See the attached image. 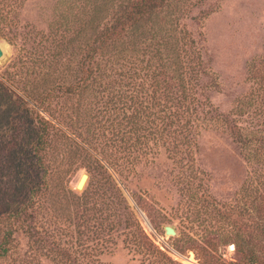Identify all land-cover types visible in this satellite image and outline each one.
<instances>
[{"label":"rangeland","instance_id":"1","mask_svg":"<svg viewBox=\"0 0 264 264\" xmlns=\"http://www.w3.org/2000/svg\"><path fill=\"white\" fill-rule=\"evenodd\" d=\"M119 1L0 0V264H264V0H168L72 90Z\"/></svg>","mask_w":264,"mask_h":264},{"label":"trees","instance_id":"2","mask_svg":"<svg viewBox=\"0 0 264 264\" xmlns=\"http://www.w3.org/2000/svg\"><path fill=\"white\" fill-rule=\"evenodd\" d=\"M116 1L117 0H108V2L102 4V6H100L101 8L99 10H96V12L102 14L104 13V10L107 9L108 11L109 6H111ZM167 2L168 0H120L119 2H117L118 6L120 7L118 16L114 19L113 22L105 24V27L99 30L96 35H94L92 41H90L91 37H87L85 38V41L83 40L80 42V34H77L74 37L73 41H70L69 39V43L72 44L71 42H73V45L75 44L74 42L79 43V45L86 44V52L84 53V56L82 58L83 61L81 60L82 68L79 69V72L82 74V77L80 81L73 86L72 90H82V88L87 86L90 80L94 78L98 57L101 56L104 52H106L107 47L110 44L122 40L126 36V34L132 31L133 29L139 30L140 28L138 26L141 25V22L145 19L151 18L158 11V9L162 8ZM101 19L102 18L97 19L96 17H93L91 19L92 21H94V29L96 28L95 24ZM139 33L141 36L146 35V33L143 31H139ZM232 126L233 127L231 129L234 138L240 144L248 145L251 143L252 138L244 136L242 131L236 125ZM39 145L41 146H37L35 148V153L38 156V161L41 162L43 159L41 158L42 160H40L39 153L44 148L41 142H39ZM239 248L242 252L245 251L246 254L250 256L251 264H256L259 262L256 252L253 249H244L242 247ZM162 255L166 259V264H182L181 262L174 260L165 253Z\"/></svg>","mask_w":264,"mask_h":264},{"label":"water","instance_id":"3","mask_svg":"<svg viewBox=\"0 0 264 264\" xmlns=\"http://www.w3.org/2000/svg\"><path fill=\"white\" fill-rule=\"evenodd\" d=\"M4 54H5L4 49L0 45V58H2L4 56ZM88 178H89L88 173L84 172L81 175V177H80V179H79V181H78V183L76 185V188L78 190H82L85 187V184L87 183ZM166 234H176V230L173 229L172 226H166Z\"/></svg>","mask_w":264,"mask_h":264},{"label":"bare ground","instance_id":"4","mask_svg":"<svg viewBox=\"0 0 264 264\" xmlns=\"http://www.w3.org/2000/svg\"><path fill=\"white\" fill-rule=\"evenodd\" d=\"M173 229H175V228H173ZM179 256V255H178ZM181 257V256H180ZM183 258H184V260L188 263V264H200L195 258H192V257H184V256H182ZM182 258V259H183Z\"/></svg>","mask_w":264,"mask_h":264}]
</instances>
